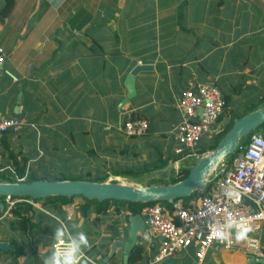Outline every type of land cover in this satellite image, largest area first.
Segmentation results:
<instances>
[{"label": "crops", "instance_id": "1", "mask_svg": "<svg viewBox=\"0 0 264 264\" xmlns=\"http://www.w3.org/2000/svg\"><path fill=\"white\" fill-rule=\"evenodd\" d=\"M9 3L0 0V46L7 52L0 67V119L17 118L23 126L0 137V177L137 178L115 176L125 171L179 177L189 163L176 154L173 131L182 122L178 105L190 84L217 86L227 109L240 114L264 99V0ZM140 66L148 70L137 75L136 96L124 104L126 79ZM138 119L149 123L146 136L128 138L119 131ZM2 207L0 243L13 251L0 248V264H62L52 245L67 238L78 242L81 233L86 258L76 264H123L130 219L142 216L127 204L98 214L83 198L65 205L39 201L25 232ZM257 238L264 248V225ZM161 242L139 235L138 264L151 263ZM246 244L235 239L230 250L215 245L201 263L193 246L158 264H247Z\"/></svg>", "mask_w": 264, "mask_h": 264}, {"label": "built area", "instance_id": "2", "mask_svg": "<svg viewBox=\"0 0 264 264\" xmlns=\"http://www.w3.org/2000/svg\"><path fill=\"white\" fill-rule=\"evenodd\" d=\"M6 59L7 52L0 46V67ZM6 74L16 81L9 72ZM225 107L224 97L217 86L190 84L178 105L182 122L173 131L180 146L176 154L189 164H193V160L197 162L203 156L198 150L202 141L224 130L227 120L221 118ZM22 126L23 122L17 118L0 119V137L17 133ZM119 131L128 138H142L149 132V123L146 120H129ZM5 200L9 211L22 203L35 204L30 199ZM172 209L170 213L164 203L159 202L141 208L147 235L162 240L157 255L149 264H158L176 252L193 246L197 247L196 257L200 263L215 245L230 250L234 246L237 229L227 228L229 221H246L249 224V242L245 250L249 257L263 259L264 251L257 235L264 225V135H252L247 144L238 147L232 161H223L210 176L204 193L196 194L188 201H174ZM225 233L227 239L224 238ZM73 241L67 238L54 242L52 250L55 256L62 260L58 254L70 247ZM250 244L255 247H250ZM74 255L76 263L86 258L80 249Z\"/></svg>", "mask_w": 264, "mask_h": 264}, {"label": "water", "instance_id": "3", "mask_svg": "<svg viewBox=\"0 0 264 264\" xmlns=\"http://www.w3.org/2000/svg\"><path fill=\"white\" fill-rule=\"evenodd\" d=\"M147 67H137L126 79L127 96L124 101L133 100L136 96L135 81L139 73L147 71ZM264 126V104L257 110L235 120L231 130L224 135L216 148L203 155L196 164L189 168L188 176L177 184L138 187L117 182L95 183L85 181H47L22 183H0V199H30L32 201L49 198H83L96 200L99 203L107 201L125 202L128 204L147 205L152 203H172L184 200L207 189L208 181L218 166L234 155L242 140L251 137ZM249 204V202H248ZM2 210L3 207L0 206ZM253 212L256 210L252 207ZM132 228L129 232L130 243H124L125 252L123 264H129V254L135 247L139 235H146V224L142 216L135 215L130 219ZM117 246H121L120 243ZM3 251H13L10 244L0 243ZM264 251V248H263ZM247 264H264L263 259L250 257Z\"/></svg>", "mask_w": 264, "mask_h": 264}, {"label": "trees", "instance_id": "4", "mask_svg": "<svg viewBox=\"0 0 264 264\" xmlns=\"http://www.w3.org/2000/svg\"><path fill=\"white\" fill-rule=\"evenodd\" d=\"M9 1L10 0H7V5L9 3ZM11 5H12V3H11ZM11 5L9 3L8 7H11ZM263 104H264V99H263V101H261V104L259 106H262ZM226 105H227V103H226ZM259 106H255V107L249 108V109H247L246 111H244L241 114L240 113H236L233 110H228L227 107H225L224 115L221 118V120L224 119V118H226V120H227V123L224 125V130L222 131V133H220L219 135L215 136L214 143H210L208 146H203L201 148V150H200L201 152H199V153L201 155H205L208 152H212L216 148V146L218 145L220 140L224 137V135H226L231 130V128L234 125L235 120L240 119V118L246 116L247 114L259 109ZM254 134H264V126L262 127V129H260V131H257L255 133H253L252 135H254ZM250 138L251 137L242 140L241 143L242 144H247L249 142ZM233 159H234V155L230 156V158L227 159V160L232 161ZM193 164H188V166L182 167L180 169L179 177L174 179V180H172L171 182H169V183H167V182L149 183L147 185V187L159 186V185L163 186V185H169V184H177L180 181L184 180L188 176L189 168ZM115 176L116 177H124V178H132V177L139 178V177H141V175H138V173H136L134 171L118 172V173H115ZM24 177H25L24 174L22 172H19V174H17V178H15V179L14 178L0 177V183H22V182H30L31 183V182H36V181H39V180H47V181H85V182H95V183H106L107 180H108V177H101V178L96 179V180H92L90 178H76V177H74V178L61 177V178H58V179L49 180L46 177L38 178V177L32 175V176L27 177L24 181H21L22 179H24ZM195 196H196V194L191 196L190 198L195 197ZM190 198H187V199H184V200L188 201V200H190ZM72 199H74V198L58 197V198H49V199H46V200H39V201H53V200H55V201L60 202L62 205H65V204L71 202ZM1 201H3V199H1ZM39 201H35V202H39ZM86 201H87L88 205L95 204L97 206V213L98 214H106L108 212L109 205L117 206L119 204H127L133 214L140 213L141 212V208H142L141 207L142 205L128 204V203H125V202L121 203V202H117V201H107V202L99 203L96 200H91V201L90 200H86ZM164 205H165L166 209L170 213H172V210H173L172 209V203H164ZM33 210L34 209H33L31 204L22 203V204L17 205L15 208H13L10 211L18 219L17 224L20 225L22 228H24L25 232H28L30 230L31 220H32V217H31L30 214L33 212ZM16 254L20 255V251L17 250ZM142 254H143L142 248L140 246L135 247L134 250L131 253L130 264H138V263H140L142 261Z\"/></svg>", "mask_w": 264, "mask_h": 264}, {"label": "clouds", "instance_id": "5", "mask_svg": "<svg viewBox=\"0 0 264 264\" xmlns=\"http://www.w3.org/2000/svg\"><path fill=\"white\" fill-rule=\"evenodd\" d=\"M229 195L238 197L239 194L229 193ZM226 227L227 228L235 227L237 229L235 233V239L237 241L249 242L248 233L250 231V227L246 221H242L240 223H236L235 221H229ZM62 235H63L62 232L57 231V237H60ZM224 238L227 239V233H225ZM86 244H87L86 237L81 233L78 242L74 240L70 247H66L61 254H58L62 258V264H76V256L74 254L78 251L80 245H86ZM249 246L255 247L254 244H250ZM54 264H59V261H55Z\"/></svg>", "mask_w": 264, "mask_h": 264}, {"label": "rangeland", "instance_id": "6", "mask_svg": "<svg viewBox=\"0 0 264 264\" xmlns=\"http://www.w3.org/2000/svg\"><path fill=\"white\" fill-rule=\"evenodd\" d=\"M211 138V137H210ZM214 140H215V137H212V139H210V143H214ZM200 149V148H199ZM201 150V149H200ZM201 152V151H200ZM230 158V157H229ZM228 158V159H229ZM196 164V161L195 163ZM193 164V165H194ZM176 176V173H169L168 175H146V176H143V177H140V178H136V179H120V181H116L117 183H120V184H128V183H131V184H136V185H133V186H140V187H147V185L149 183H156V182H171L172 180L178 178V177H175ZM114 179V178H113ZM25 180V179H24ZM23 180V181H24ZM0 205L2 206H8L7 202L5 199H3V201H1L0 199ZM142 207V206H141Z\"/></svg>", "mask_w": 264, "mask_h": 264}]
</instances>
